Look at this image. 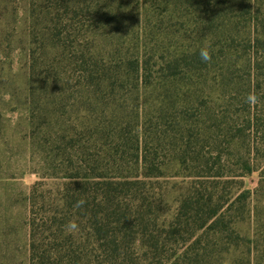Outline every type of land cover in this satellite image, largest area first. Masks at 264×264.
Returning a JSON list of instances; mask_svg holds the SVG:
<instances>
[{"label": "trees", "instance_id": "obj_1", "mask_svg": "<svg viewBox=\"0 0 264 264\" xmlns=\"http://www.w3.org/2000/svg\"><path fill=\"white\" fill-rule=\"evenodd\" d=\"M23 1L28 264L258 259L264 0Z\"/></svg>", "mask_w": 264, "mask_h": 264}, {"label": "rangeland", "instance_id": "obj_2", "mask_svg": "<svg viewBox=\"0 0 264 264\" xmlns=\"http://www.w3.org/2000/svg\"><path fill=\"white\" fill-rule=\"evenodd\" d=\"M24 11L23 0H0V264H28L27 196L37 180L28 169L25 69L28 45L23 35ZM114 45L120 51L125 50V37ZM254 184L252 176L244 180L246 189H252ZM241 229L242 234L248 232L246 225ZM253 253L248 262L246 251L240 249L229 257L227 264H255L264 259L263 251L258 259Z\"/></svg>", "mask_w": 264, "mask_h": 264}, {"label": "clouds", "instance_id": "obj_3", "mask_svg": "<svg viewBox=\"0 0 264 264\" xmlns=\"http://www.w3.org/2000/svg\"><path fill=\"white\" fill-rule=\"evenodd\" d=\"M200 57L201 59L204 61V62H209L211 60V54H210V51H209V48L208 47H204L200 50ZM248 102L249 103H255V102H258V98L254 95V94H249V97H248ZM84 203V201H79L77 203V206H82ZM77 224L75 221H70L68 223V225H66V228L69 230V231H74L77 229Z\"/></svg>", "mask_w": 264, "mask_h": 264}]
</instances>
